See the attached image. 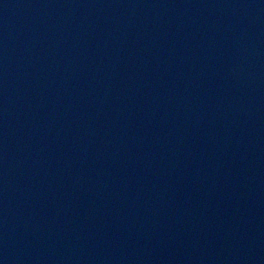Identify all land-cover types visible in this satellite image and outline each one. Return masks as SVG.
<instances>
[{"label": "water", "instance_id": "1", "mask_svg": "<svg viewBox=\"0 0 264 264\" xmlns=\"http://www.w3.org/2000/svg\"><path fill=\"white\" fill-rule=\"evenodd\" d=\"M0 264H264V0H0Z\"/></svg>", "mask_w": 264, "mask_h": 264}]
</instances>
